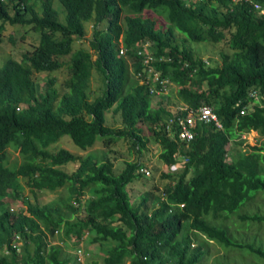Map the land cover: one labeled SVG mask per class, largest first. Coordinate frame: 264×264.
Listing matches in <instances>:
<instances>
[{
	"label": "trees",
	"instance_id": "trees-1",
	"mask_svg": "<svg viewBox=\"0 0 264 264\" xmlns=\"http://www.w3.org/2000/svg\"><path fill=\"white\" fill-rule=\"evenodd\" d=\"M89 2L97 11L95 27L105 18L110 19V29L95 28L91 55L50 48L58 43L72 44L74 35L82 40L85 29L80 20L67 17L71 29L60 30L56 28L57 19L48 16L38 30L44 35V30L49 29V37L44 40L42 35L39 47L22 64L9 61L5 65L23 72L21 83L0 74V114L7 117L5 106L9 100L14 99L16 105L27 97L32 103L28 113L10 117V109L8 117L27 132L21 143L24 168L40 167L42 176L51 184H69V196L61 201L63 206L37 209L36 216L45 219L51 233L63 228L65 236L75 235L76 246L87 238L89 244L106 252L101 263L95 264H202L211 258L212 246L247 250L264 264V247L240 243L226 224L227 220L264 224V213L256 209L264 202V0ZM255 4L262 9H256ZM146 8L163 15L168 25L166 33L149 29L148 35L156 43L157 55L173 60L156 64L163 77L175 84L169 95H164V89L151 95L134 79L126 58L118 56L117 41L122 30L119 15L123 10L139 13ZM127 21L129 33L133 31L134 35L126 43L135 49L137 41L144 40V20L128 17ZM175 31L185 36L183 43L176 42ZM189 40L222 44L230 52L221 53V64L213 62L209 66L187 47ZM69 55L70 61L66 62L63 58ZM129 57L139 69L140 57ZM65 65L71 67L72 75L62 85L48 77L44 90L32 80L34 72L52 73ZM94 70L106 77L108 89L91 102ZM254 90L258 91L259 100L250 97ZM203 102L213 107L223 129L197 122L194 141H182L175 113L187 112L180 109V103L197 109ZM115 106L122 121L117 133L106 125V113ZM250 106L254 108L241 115V110ZM51 130L57 139L70 136L77 147L88 152H57L54 165L74 164L69 172L42 166L51 157L50 143L39 133L48 134ZM251 132L258 133L260 143L253 145L244 138ZM116 140H126L139 153L155 142L159 159L167 167L176 162L175 155L185 156L188 163L178 173L162 171V178L172 183L164 190V196L148 193L141 197L140 204H133L128 187L146 177L140 172L146 165L128 161L117 172L108 152L97 154L95 150L97 145L104 149ZM230 147L234 148L232 152ZM253 203V209H243ZM81 207L86 213L83 218L78 216ZM10 218L8 210L0 213L2 222L8 224ZM17 219L19 224L27 220L22 214L15 215L14 220ZM1 248L2 244L0 264H82L59 248L46 251L43 244L34 250L27 247L19 253L10 251L8 256L1 254ZM225 254L223 251L217 255L214 264Z\"/></svg>",
	"mask_w": 264,
	"mask_h": 264
},
{
	"label": "clouds",
	"instance_id": "clouds-1",
	"mask_svg": "<svg viewBox=\"0 0 264 264\" xmlns=\"http://www.w3.org/2000/svg\"><path fill=\"white\" fill-rule=\"evenodd\" d=\"M94 1L97 2L100 0ZM0 3H2L0 5V47H16L26 39L27 35H38V42L33 43L31 48H20L18 50V58L10 55L7 57L5 64L2 67L0 66V74L6 76L9 80L14 81L16 83H21L20 78L23 72L17 67H5V65L9 61H15L17 63L22 64L25 60V57L31 55L36 50V48L39 47L38 45L41 42L43 33L38 30V28L43 22L42 20H45L48 16H52L53 18L57 19L58 26L56 28H59L60 30L71 29V27L67 24V17L73 20H80L84 26L85 35L82 40H78L77 36L74 35V42L72 44L58 43L50 47L62 53L63 50L69 49L72 54L75 52L78 53L79 51H84L90 54L92 53L93 48L92 42L94 40L95 28L100 29L101 25L107 24L106 29L100 30H107L108 28L110 29L109 18H105L104 22L95 27L97 11L91 8L89 0H0ZM129 13L131 12L123 10L119 15L118 25L121 27L122 30L119 34V38L117 41L119 47L118 56L126 58L130 71L134 73V79L137 80L140 85H143L148 88L151 95L153 92L163 91V89L165 90V93H167L164 95H169L168 91L170 87L175 86V84L173 85V83H171L169 79L163 77L162 71L156 67V64L170 63L173 60L171 57H167L166 55L158 56V48L156 46V43H153L154 41L151 40L148 35L149 29H152L155 33H166L168 28L167 22L165 21L163 15H160L157 12H154L153 10H150L148 8L142 10L139 13ZM152 14L156 16H161L164 22L166 23V26L162 28L157 25L156 20L152 19L151 17L147 18V16H150ZM128 17L134 19L141 18L144 20L143 29L141 31L143 32V34H145V36L143 37L144 40L141 42L137 41V43L135 44V49L133 48V44L131 46H128L126 43L127 38L132 41L134 35L133 31L129 33L130 28L129 23L127 21ZM89 26H92L94 31L92 33V39L89 42L90 47L89 49H87L83 48L80 45L86 38L87 28ZM49 33L50 30L46 28L44 30L43 35L44 40L49 37ZM177 33L179 32L175 31L176 42L178 41ZM182 39L184 40L185 37H183ZM0 49L3 50V48ZM130 54H136L140 57L141 63L139 69L136 70V61L129 57ZM60 57L61 55L59 56V58ZM70 58L71 55L66 56L63 59L68 62L70 61ZM95 59L96 55H94V60ZM204 62L207 65L211 66V63L209 61L204 60ZM61 70H67L66 80L70 75H72L71 67L68 68L67 65H65L64 67L54 70L52 73H50V71L34 72L32 75V80L36 81L41 86V88L45 90L47 86V80L45 84L42 85L36 79L37 75L48 74L51 78L57 79V77L53 74ZM95 72L97 71L94 70L93 75ZM66 80L64 81V83H66ZM60 88H58V90ZM107 89L108 80L106 79V77H103L102 95L95 98L94 100H91L90 95L89 100L93 102L96 99L102 97ZM255 93L257 94V97L254 96ZM249 95L250 97L256 100L260 99V95L256 90L250 92ZM166 99L168 100V98H163L162 100ZM28 100L30 99L24 97V100H22L16 105H14V99L9 100L5 106L7 117L5 113L0 114V157H2V159H0L2 164V166L0 167V213L5 212L6 210L11 213V218L8 224L0 220V244H2L1 254L3 256H8L10 251H16L17 253H19L20 251L25 250V248L27 247L34 250L38 244H43L45 246L46 251H50L53 247L59 248L63 254L67 253V255H69L71 258L78 261L77 253L78 255L80 254L81 248H79V246L81 243L84 242V240L76 246L75 243L77 242V240L75 238V235L70 233L68 237L65 236L63 228L55 229L53 233L49 232L48 228L45 225V219L38 218L35 214L37 209L51 208L54 204L62 205L61 201L69 196V192L67 190L69 184L53 185L50 183L48 178L42 176V170L40 167H30L28 170L24 168L25 163L21 153V143L25 140L27 132L23 127L18 125V122H11L8 117L10 115V109H12L10 117L21 116L28 113L32 106V103L30 104ZM162 100H159L157 102H160ZM180 105V109L183 110V112H187V114L185 115L182 113L177 115V112L175 113V117L178 121L179 126V134L182 141H186L187 143H191L192 141H194L196 135L195 129L197 128V122L202 125L214 124L216 130L223 129V125L219 120L217 114L215 113L213 107L207 106L206 104H204V102L197 109H190L187 105H184L182 103H180ZM206 108L209 109L208 111L210 113H213L217 117V122L207 121V119L204 117V111ZM253 108V106H250L248 108L245 107L244 109L248 111L252 110ZM112 110L115 114H119L118 112H116V106L110 111ZM108 112L106 113L107 126ZM114 130L117 133V129ZM186 132L189 135H187ZM39 134L43 137H46L48 142L50 143V153L48 154L51 157H48L45 161H43L42 166L63 170L64 172H69L71 169L69 170L68 168L72 165V163L63 165H54L53 163V157L58 154V151L64 150L69 152V150L64 148L59 149V146L56 145L61 140V138L67 135L61 136L57 139L55 133L52 130L48 134H44L42 132ZM117 141L118 140L114 142L116 143ZM14 153H17V157L15 158L12 157ZM107 157L111 159L110 156L107 155ZM175 158L176 162L173 165L167 167L163 164L164 172L178 173L185 168L186 164L188 163V159L185 156L180 155H175ZM111 161L114 163L112 159ZM114 169L116 170L115 163ZM140 172L147 175L150 171L144 168L140 169ZM188 177H190V175ZM45 193L56 195V197L46 204H40L39 199ZM165 193L166 192L163 191L162 195L164 196ZM85 198L87 199L88 197L85 196ZM81 199H83V204H85L86 199H84V196ZM72 201L73 206L76 208L77 203L73 199ZM131 202L134 204L133 201ZM83 209L84 207H81L80 211H82ZM19 214H22L27 219L24 224H19L18 219L14 220V216H19ZM49 214H51V211ZM85 215L86 214H82L79 217L83 218L85 217ZM69 247L70 250H68ZM67 251H73L72 255L68 254ZM71 262H73V260Z\"/></svg>",
	"mask_w": 264,
	"mask_h": 264
},
{
	"label": "rangeland",
	"instance_id": "rangeland-1",
	"mask_svg": "<svg viewBox=\"0 0 264 264\" xmlns=\"http://www.w3.org/2000/svg\"><path fill=\"white\" fill-rule=\"evenodd\" d=\"M152 18L157 21V25L160 27H165L166 23L164 22L163 18L161 16H156L154 14L147 16V18ZM107 24H103L100 26V29H106ZM94 29L92 26H89L87 28V35L84 39L83 43L80 45L83 48L89 49L90 44L89 42L92 39V33ZM177 40L181 44L183 43V37H185L180 32L177 33ZM38 42V35L35 34H29L26 36V39L22 41L19 45L16 47L11 46H5L0 47L3 48V50L0 49V66L2 67L7 57L12 55L15 57H19V49L20 48H31L33 43ZM187 47L191 48L195 55L200 56L202 59L209 61L212 65L216 63H222V52H230V50L225 47L222 44H210V43H196L192 41L187 42ZM57 77L58 85H62L64 81L67 78V70H61L56 73H54ZM50 77L48 74H39L37 75L36 79L44 85L46 80ZM59 87V86H58ZM103 93V77L95 72L93 75L92 83H91V100H94L95 98L101 96ZM169 100V98H168ZM107 124L109 127L114 129H120L121 127V117L119 114H115L112 111L108 112L107 116ZM148 132V130L146 131ZM256 132H251L248 135H246V139L249 141V143L256 145L260 143L259 136H256ZM239 142V141H238ZM60 148H64L72 152L76 155H87L88 152H82V150L77 147L71 138L69 136H65L61 138V140L56 144ZM130 144L126 140H118L116 143H113L111 146L104 148L101 145H97L95 150L97 154H100L103 152H108V156L111 157V159L115 163V168L117 172H119L123 167H125V163L128 161H141L143 165H146V169H148L150 172L149 174L144 176L142 179H140L141 182H135L128 187V191L131 194L132 201L134 204H139L141 202V197L143 195H147L148 193H153L154 196L160 197L162 192L166 189L168 185H171L172 183L162 178V171L164 169L163 163L159 159V153L160 150L155 142H150L147 146V149L144 150L142 153H139L137 150H133L130 148ZM241 148V145L240 147ZM237 147V149H239ZM103 149V150H101ZM231 152L234 150V148L230 147ZM236 149V150H237ZM13 158L17 157V153H14L12 155ZM231 161V158L228 159ZM73 164L68 168L69 170L72 168ZM27 193V191H26ZM152 195V194H151ZM56 195L45 193L43 196L40 197L39 203L40 204H46L50 202L53 198H55ZM89 197V195H87ZM255 206V203H253L251 206L244 207L243 209L251 210ZM255 209V208H254ZM256 209L259 213H264V202L262 204H258ZM84 215L85 209L79 212L78 216ZM233 221H238L237 219ZM226 224L229 225L232 232V235L240 242V243H253L256 245H262L264 247V224L255 223V222H249V223H240V222H232V220H227ZM197 245V244H195ZM79 248H81L80 254L77 253L78 261L82 264H95V263H101L100 261L103 260L104 255H106V252H101L98 249L97 245L89 244L87 242V238L84 240L83 243L80 244ZM70 250V247L68 248ZM211 258H209L206 263L202 264H214L215 260L217 258V255H222L223 251L226 252V254L217 260V264H260L261 260L258 259L256 256L249 254L246 252L247 250H241V249H235V250H226L221 249L219 247L212 246L210 249ZM68 254L73 253V251H67ZM252 261V262H251ZM72 263V262H71Z\"/></svg>",
	"mask_w": 264,
	"mask_h": 264
},
{
	"label": "built area",
	"instance_id": "built-area-1",
	"mask_svg": "<svg viewBox=\"0 0 264 264\" xmlns=\"http://www.w3.org/2000/svg\"><path fill=\"white\" fill-rule=\"evenodd\" d=\"M247 1H252V0H247ZM255 7H256V9H259V10L262 9V7L260 5H258V4H255ZM254 96L257 97V94L255 93ZM208 110L209 109H207V108L205 109L204 117L207 119V121H215V122H217V117L213 113H210ZM246 112H247V110L243 109L241 111V114H244ZM186 134L189 135L187 132H186Z\"/></svg>",
	"mask_w": 264,
	"mask_h": 264
},
{
	"label": "crops",
	"instance_id": "crops-1",
	"mask_svg": "<svg viewBox=\"0 0 264 264\" xmlns=\"http://www.w3.org/2000/svg\"><path fill=\"white\" fill-rule=\"evenodd\" d=\"M256 136H259V135H258V133H257V135H256ZM251 144H252V143H251Z\"/></svg>",
	"mask_w": 264,
	"mask_h": 264
}]
</instances>
